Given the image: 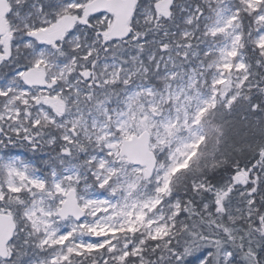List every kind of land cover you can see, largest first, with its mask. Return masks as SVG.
Masks as SVG:
<instances>
[{
    "label": "snow or ice",
    "instance_id": "6c2138e0",
    "mask_svg": "<svg viewBox=\"0 0 264 264\" xmlns=\"http://www.w3.org/2000/svg\"><path fill=\"white\" fill-rule=\"evenodd\" d=\"M0 264H264V0H0Z\"/></svg>",
    "mask_w": 264,
    "mask_h": 264
}]
</instances>
